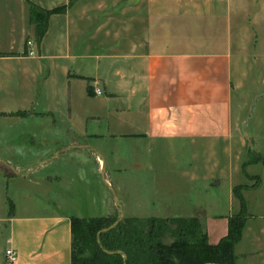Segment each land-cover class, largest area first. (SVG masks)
<instances>
[{"label": "crops", "instance_id": "obj_1", "mask_svg": "<svg viewBox=\"0 0 264 264\" xmlns=\"http://www.w3.org/2000/svg\"><path fill=\"white\" fill-rule=\"evenodd\" d=\"M30 1L64 10L48 15L39 42L27 0H16L17 27L4 28L0 18V123L42 126L46 142L35 154V133L22 131L10 139L26 135L22 145L7 143L10 152L0 151V264H73L70 218L107 215L117 207L106 191L99 211L89 186L99 172L113 186L104 141L133 143L139 149L133 169L154 174L139 186L131 183L146 190L145 203L141 196L138 202L135 196L118 199L123 216H193L215 243L240 209L234 187L241 185L246 221L234 245L235 264H264V167L250 170L264 162V139L258 129L242 132L243 98L241 113L232 109L234 88L258 91L246 83L248 67L264 69L258 32L264 30V0ZM11 4L0 0V9ZM247 140L254 158L244 155ZM183 145L198 158L175 165L188 178L185 202L148 192L163 188L156 156ZM218 145L231 173L227 185L211 171ZM109 153L119 157L111 148ZM118 163L115 170L126 171ZM75 176L86 182L78 186L79 202ZM221 188L226 211L212 205ZM7 247L17 251L13 263L5 261Z\"/></svg>", "mask_w": 264, "mask_h": 264}, {"label": "trees", "instance_id": "obj_2", "mask_svg": "<svg viewBox=\"0 0 264 264\" xmlns=\"http://www.w3.org/2000/svg\"><path fill=\"white\" fill-rule=\"evenodd\" d=\"M29 20L39 42L50 13L63 6L43 9L27 0ZM241 185L234 187L240 209L228 217V230L217 242L208 241L203 222L193 216H123L112 227L115 215L72 216L71 262L73 264H235L234 245L246 221ZM167 238H171L167 241Z\"/></svg>", "mask_w": 264, "mask_h": 264}, {"label": "rangeland", "instance_id": "obj_3", "mask_svg": "<svg viewBox=\"0 0 264 264\" xmlns=\"http://www.w3.org/2000/svg\"><path fill=\"white\" fill-rule=\"evenodd\" d=\"M12 1V8H1L0 9V18H2V26L4 28H11L20 23L19 19V7L16 2V0H9ZM232 4L237 3L239 0H231ZM249 3H246V5ZM248 8L251 10L254 8L253 4H249ZM30 22L28 21V24ZM30 25V24H29ZM258 32L261 34L262 37H264V30L258 28ZM31 40V39H28ZM263 62V61H262ZM261 64V62H259ZM258 65L255 68H249L248 67V79L246 85L249 89L250 87L252 89L257 88L258 91L254 94L251 92L250 94L245 91V93H241L240 89L234 88L232 92V109L233 114H240L241 113V102L243 98V109L242 113L245 119H247L246 124L242 125V132L252 134V130L258 129L260 134H262V139H264V126L262 125V122L264 120V69ZM254 79L249 81L250 78ZM263 77V78H262ZM256 79V80H255ZM253 82V83H252ZM247 89V88H246ZM35 133L36 143L33 147V151L35 154L40 153V150H43V146L46 145V142L41 140L45 136V132L42 130V126H30L26 123H20V124H6V123H0V144L2 147L0 148L1 152H10L9 147H5L7 143H15L14 141H11L12 138H14L16 135L21 134L22 131H25L27 133L28 131ZM26 135L19 136V141L15 143V145H22L24 143ZM11 139V140H10ZM101 143V142H100ZM105 149V156L108 161L109 169L112 170V181L113 186L111 183L107 184L106 178L102 175L101 172H99L98 179H94V177H91L89 179L90 183V189L92 194L97 195V209L99 211H102L103 208V197L106 193V191L112 193V197L114 198V194L116 197L121 200L127 199L129 196H135L134 201L136 202L140 201L139 197L141 196L144 203L146 202L147 196L145 197V194L142 195L143 192L146 190L139 189L137 186H139V183L146 182V179L148 181L150 178L153 177V172H149L148 174H141L138 169H133V162L138 161L139 157L137 155L135 156L134 153H138L139 149L135 147L133 143L126 144V142L118 141V142H111V141H104L102 142ZM252 142L249 140L246 141V147H244V155L246 158H254V151L251 149ZM135 147V148H134ZM113 149V151L119 155L117 158H112L111 154L109 153V150ZM45 149V148H44ZM115 149V150H114ZM214 155L211 156V168H213L211 171L213 174L215 173L218 176H224V178H221V181H224V184L227 185L229 179H231V173L229 172L230 169L228 168L227 164V157L226 154L223 152V146H217L214 149ZM213 152V151H212ZM263 152V151H261ZM202 157H200V160ZM115 161L118 163V166L124 165L126 167V171L118 173L117 170H115ZM195 164L198 162V158H193L191 156V151L188 149L185 145L179 148V150H176L174 153H171L169 151H161L158 156H156V168L158 170H162V172H158L155 174V176H159V181H161V184L163 185L161 190H147L148 192H154V191H162L165 195L169 196H175L178 198L180 202H185V196L186 192L188 191L187 188V181L188 178L181 173L175 172V165H187L190 162ZM200 165H202V162L200 161ZM0 167L4 168L5 166L3 163L0 162ZM228 169V176L223 170V168ZM264 167V162H259L257 164H254L250 167V170H260ZM6 169V168H5ZM9 171V170H8ZM234 176V179L237 178V173H232ZM227 176V177H226ZM230 176V177H229ZM253 180V179H252ZM256 180V179H255ZM254 181V180H253ZM74 182L76 188L74 189V198L77 199V201H80L79 194H80V187L81 183L85 184L84 180H80L77 176L74 177ZM131 183H135L137 186L132 185ZM170 183H177V188H170ZM117 185L120 186V188H116ZM110 186H112L113 191L111 190ZM84 188V187H83ZM150 194V193H149ZM225 199L224 189L221 188L219 196L216 197V199L212 200V205H214L216 210L220 211H226L228 209V204ZM115 200V199H114ZM121 206V205H120ZM110 215H115L118 217L119 210L117 207H115L114 211L110 213ZM171 238H167V241Z\"/></svg>", "mask_w": 264, "mask_h": 264}, {"label": "built area", "instance_id": "obj_4", "mask_svg": "<svg viewBox=\"0 0 264 264\" xmlns=\"http://www.w3.org/2000/svg\"><path fill=\"white\" fill-rule=\"evenodd\" d=\"M27 44H32V41L31 40H27ZM27 54H34V49L33 48H30L28 51H27ZM94 92L96 94H100L102 92L101 88L99 87H96L94 89ZM4 256H5V261L7 263H13L16 259H17V251L13 248V247H7L4 251Z\"/></svg>", "mask_w": 264, "mask_h": 264}, {"label": "water", "instance_id": "obj_5", "mask_svg": "<svg viewBox=\"0 0 264 264\" xmlns=\"http://www.w3.org/2000/svg\"><path fill=\"white\" fill-rule=\"evenodd\" d=\"M102 175L104 176V173H103V172H102ZM106 183L109 184V182H106ZM110 188H111V190L113 191L112 186H110ZM113 194H114V191H113ZM114 199H115L116 206H117L118 209H119V215H118L117 219H116L112 224H110V225L107 226V227L102 228L100 231H103V230H106V229L112 227V226H113V225H114L119 219H121V218L123 217L122 208H121V206H120V204H119V202H118V198L116 197L115 194H114Z\"/></svg>", "mask_w": 264, "mask_h": 264}]
</instances>
